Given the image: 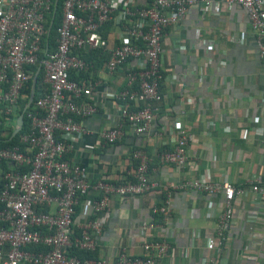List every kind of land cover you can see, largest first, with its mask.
<instances>
[{
  "label": "built area",
  "instance_id": "1",
  "mask_svg": "<svg viewBox=\"0 0 264 264\" xmlns=\"http://www.w3.org/2000/svg\"><path fill=\"white\" fill-rule=\"evenodd\" d=\"M58 1L0 0V118L8 127L16 125L18 100L26 96L22 91L34 78V65L43 68L44 83L49 87V92L32 101L31 109L24 112L28 118V128L20 137L24 149L19 145L0 147V164H12L2 173L0 264H160L175 253L173 244L161 235V240L143 243L142 255L131 256L123 250L112 263L105 258L71 254L75 248H97L96 237L104 229L101 215L110 211L112 197H136L160 189V185L164 199L153 206L152 215L161 219L143 221L141 230L166 229L172 216L173 193L192 190L206 194L211 198L208 211L217 218V240L210 239L208 244L216 247L215 255L204 257L203 264H221L234 228L236 200L251 193L264 199V174L249 188L226 179L213 180L208 172L192 181L162 185L150 178L153 155L138 148L132 153L131 179L92 180L85 167L68 158L76 143L90 133L83 120L100 111L92 94L102 82L80 76L91 74L94 68L82 53L98 50L107 56L104 68L109 74L125 72L123 88L106 94L119 111L109 116L112 126L100 134L112 147L126 136L128 127L136 135L150 131L156 118L154 103L163 98L162 38L190 10H220L224 5L243 8L264 67V0H64L56 27V47L49 51L45 38ZM110 27L116 29L113 47L105 36ZM44 51L45 58L40 60ZM72 71L78 79L71 78ZM181 108L184 113L185 108ZM164 131L174 137V145L169 150H158V161L174 168L186 166L193 133L179 118L173 126L166 125ZM249 133L245 129L243 138L247 139ZM82 197L87 198L90 214L85 222L77 221ZM75 226L80 235L73 237ZM194 237L199 238V232Z\"/></svg>",
  "mask_w": 264,
  "mask_h": 264
},
{
  "label": "crops",
  "instance_id": "2",
  "mask_svg": "<svg viewBox=\"0 0 264 264\" xmlns=\"http://www.w3.org/2000/svg\"><path fill=\"white\" fill-rule=\"evenodd\" d=\"M115 34L113 27L105 33L110 47L115 46ZM162 43L163 98L154 103L152 127L138 135L128 127L126 136L112 147L100 134L112 126L109 116L119 111L106 94L123 88L125 72L111 75L99 52L88 57L83 53L96 64L89 78L102 82L92 94L100 111L83 120L90 133L76 143L69 160L85 167L92 180H129L134 173L132 153L143 148L154 157L151 180L162 185L192 181L208 172L213 180L226 179L249 188L264 174V67L247 12L228 5L220 10L192 9L179 25L166 30ZM177 118L194 135L190 159L182 168L162 165L156 157L158 150L173 147L174 137L164 127L173 126ZM245 129L250 130L247 139L242 136ZM162 195L160 185V189L136 197H112L110 211L101 215L104 229L96 237L97 258L112 263L123 250L138 257L143 254V243L161 240L158 235L175 248L160 264H203L204 257L214 256L216 247L208 243L213 237L217 240V218L208 211L211 198L206 194L192 190L173 193L166 229L141 230L143 221L161 219L152 215V208L162 202ZM86 202L82 197L77 207L79 222L90 218ZM233 226L221 264H264V199L252 193L238 197ZM195 232L199 238L194 237ZM79 235L75 226L72 236Z\"/></svg>",
  "mask_w": 264,
  "mask_h": 264
},
{
  "label": "trees",
  "instance_id": "3",
  "mask_svg": "<svg viewBox=\"0 0 264 264\" xmlns=\"http://www.w3.org/2000/svg\"><path fill=\"white\" fill-rule=\"evenodd\" d=\"M64 0H59L58 1V5H57V8H56V12L52 14V17L54 18V25L53 27H51V30L49 31V35L48 37H46L45 39L47 40V44L49 45L48 46V50H52L56 47V44H55V40H56V27H58L60 21H61V18H62V3H63ZM96 52H99L101 57L104 56L105 60L107 58L106 55H102L100 51L98 50H93V51H89V52H84V55H86L87 57L90 55H94V53ZM45 55H46V52H42L41 55H40V60H42L43 58H45ZM83 55V53H82ZM86 57V59L88 60V58ZM91 59V57H90ZM94 62V61H92ZM39 66H33V70L35 71V74L36 72L38 71L39 69ZM94 67H96V64L94 62ZM83 75H86V76H89V73H82V75L80 76H83ZM71 78L73 79H78L79 78V75H77L75 72L72 71V74H71ZM32 82H33V77L29 80V82L27 83L26 87L24 88V90L22 91L23 93L26 94V97L25 98H19L18 100V114H20L21 112L24 111V107L28 101V96H29V93L31 91V86H32ZM47 92H49V87L48 85H46L44 83V71H43V68L40 70V73H39V77H38V81H37V85L35 87V92H34V98H33V102L37 101L39 98L41 97H44ZM33 105V103H32ZM31 106H28V110L31 109ZM2 109V105L0 104V110ZM25 117V123H24V126H23V129L17 133L12 139H10L14 129H15V124H12L11 126H7L6 125V120L5 119H1L0 118V147H9V146H15V145H19L20 148L24 149L25 145L20 141V137H21V134L23 132H25L28 128V118L26 116ZM17 119V117H16ZM12 167V164L11 163H7V162H2L0 164V190L2 189L3 187V180H2V173H4L6 170H9V168ZM27 167H22V170L26 169ZM78 207V206H77ZM158 217V215H156ZM155 216V217H156ZM37 250H41L39 248H37ZM43 250V248H42ZM71 254L72 255H75L77 254L78 256H80L81 258H97V253L96 251L94 250H86V249H78V248H75L73 250H71Z\"/></svg>",
  "mask_w": 264,
  "mask_h": 264
},
{
  "label": "water",
  "instance_id": "4",
  "mask_svg": "<svg viewBox=\"0 0 264 264\" xmlns=\"http://www.w3.org/2000/svg\"><path fill=\"white\" fill-rule=\"evenodd\" d=\"M53 23H51V26L49 27V30H51V27H53ZM40 70H41V67H39L38 71L36 72V74L34 75V78H33V82H32V86H31V91L29 93V96H28V101L25 105V107L23 108L24 111L21 112L19 114V116L17 117V122H16V127L10 137V139H12L17 133H19L22 129H23V126H24V123H25V110L27 109V107L32 103L33 101V98H34V92H35V87L37 85V81H38V77H39V73H40Z\"/></svg>",
  "mask_w": 264,
  "mask_h": 264
},
{
  "label": "rangeland",
  "instance_id": "5",
  "mask_svg": "<svg viewBox=\"0 0 264 264\" xmlns=\"http://www.w3.org/2000/svg\"><path fill=\"white\" fill-rule=\"evenodd\" d=\"M24 95H26L25 93H24ZM26 97V96H25ZM25 97H23V98H25Z\"/></svg>",
  "mask_w": 264,
  "mask_h": 264
},
{
  "label": "clouds",
  "instance_id": "6",
  "mask_svg": "<svg viewBox=\"0 0 264 264\" xmlns=\"http://www.w3.org/2000/svg\"><path fill=\"white\" fill-rule=\"evenodd\" d=\"M16 127V126H15Z\"/></svg>",
  "mask_w": 264,
  "mask_h": 264
}]
</instances>
